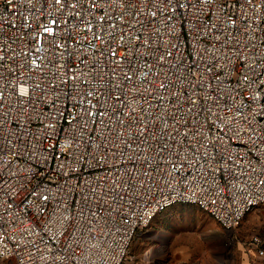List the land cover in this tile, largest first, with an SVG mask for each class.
I'll return each mask as SVG.
<instances>
[{
	"label": "built area",
	"instance_id": "2783aa9c",
	"mask_svg": "<svg viewBox=\"0 0 264 264\" xmlns=\"http://www.w3.org/2000/svg\"><path fill=\"white\" fill-rule=\"evenodd\" d=\"M177 203H264V0H0L1 264H123Z\"/></svg>",
	"mask_w": 264,
	"mask_h": 264
},
{
	"label": "rangeland",
	"instance_id": "374dc122",
	"mask_svg": "<svg viewBox=\"0 0 264 264\" xmlns=\"http://www.w3.org/2000/svg\"><path fill=\"white\" fill-rule=\"evenodd\" d=\"M160 229L169 232L164 233L163 241L158 238ZM254 237L264 244V203L233 231L225 230L198 205L177 203L138 232L123 264H244L245 251ZM250 260L255 264L264 258L251 256Z\"/></svg>",
	"mask_w": 264,
	"mask_h": 264
},
{
	"label": "crops",
	"instance_id": "0c3cea01",
	"mask_svg": "<svg viewBox=\"0 0 264 264\" xmlns=\"http://www.w3.org/2000/svg\"><path fill=\"white\" fill-rule=\"evenodd\" d=\"M167 210H168V209H167ZM164 212H165V211H164ZM161 214H162V213H161ZM158 216H159V215H158ZM158 216H157V217H158ZM158 231H162V232H160V234H159V236H158L159 240H160V239H164V237H165V234H164V233L168 232V231H166V229H160V230H158ZM163 231H165V232H163ZM232 231H233V230H232ZM168 233H169V232H168ZM168 235H169V234H168ZM160 241H163V240H160ZM261 248L264 249V244H263V243H262V245H261ZM245 254L247 255V258H246V261H244V264H250V262L252 261V260H250V257H251V256H258L259 258H264V254H263V255H260L256 249H254V248H252V247L250 246V244L248 245V247H247V251H245ZM252 262H254V261H252ZM204 264H217V263H215L214 261H213L212 263H210L209 261H205ZM218 264H220V263H218ZM255 264H264V260L260 261L259 263L257 262V263H255Z\"/></svg>",
	"mask_w": 264,
	"mask_h": 264
},
{
	"label": "snow or ice",
	"instance_id": "6c2138e0",
	"mask_svg": "<svg viewBox=\"0 0 264 264\" xmlns=\"http://www.w3.org/2000/svg\"><path fill=\"white\" fill-rule=\"evenodd\" d=\"M26 91V90H25Z\"/></svg>",
	"mask_w": 264,
	"mask_h": 264
}]
</instances>
